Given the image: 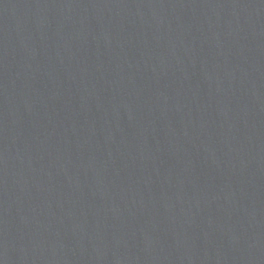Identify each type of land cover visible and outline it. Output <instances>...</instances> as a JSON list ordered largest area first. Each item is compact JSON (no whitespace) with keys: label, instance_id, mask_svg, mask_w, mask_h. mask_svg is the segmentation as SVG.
Instances as JSON below:
<instances>
[{"label":"water","instance_id":"95a60500","mask_svg":"<svg viewBox=\"0 0 264 264\" xmlns=\"http://www.w3.org/2000/svg\"><path fill=\"white\" fill-rule=\"evenodd\" d=\"M0 264H264V0H0Z\"/></svg>","mask_w":264,"mask_h":264}]
</instances>
